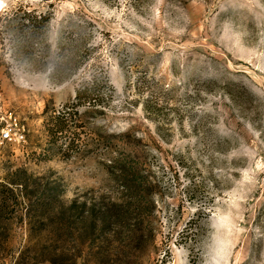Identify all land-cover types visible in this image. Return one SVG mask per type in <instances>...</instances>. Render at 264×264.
<instances>
[{
  "label": "rangeland",
  "instance_id": "1",
  "mask_svg": "<svg viewBox=\"0 0 264 264\" xmlns=\"http://www.w3.org/2000/svg\"><path fill=\"white\" fill-rule=\"evenodd\" d=\"M20 4L54 11L53 45L94 24L115 95L73 108L82 73L0 39V128L26 138L0 143V264H264V0Z\"/></svg>",
  "mask_w": 264,
  "mask_h": 264
},
{
  "label": "trees",
  "instance_id": "2",
  "mask_svg": "<svg viewBox=\"0 0 264 264\" xmlns=\"http://www.w3.org/2000/svg\"><path fill=\"white\" fill-rule=\"evenodd\" d=\"M54 16V11L41 10L33 5L20 4L2 9L0 39L10 42V57L17 61L20 68L45 73L54 84H64L82 73L76 82L71 106L105 109L114 97L115 89L103 66H100V58L95 53L97 46L90 41L91 29L96 26L88 23L91 29L84 27L73 35L60 32L53 45L49 30ZM70 109L66 108L52 118L57 130L49 126V134L60 132L71 139L70 127L76 112Z\"/></svg>",
  "mask_w": 264,
  "mask_h": 264
},
{
  "label": "built area",
  "instance_id": "3",
  "mask_svg": "<svg viewBox=\"0 0 264 264\" xmlns=\"http://www.w3.org/2000/svg\"><path fill=\"white\" fill-rule=\"evenodd\" d=\"M26 141L25 134L22 131L13 132L11 128H0V143L19 142L24 143Z\"/></svg>",
  "mask_w": 264,
  "mask_h": 264
}]
</instances>
